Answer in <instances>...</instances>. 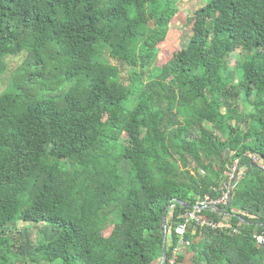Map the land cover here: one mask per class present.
I'll return each instance as SVG.
<instances>
[{
  "label": "trees",
  "instance_id": "1",
  "mask_svg": "<svg viewBox=\"0 0 264 264\" xmlns=\"http://www.w3.org/2000/svg\"><path fill=\"white\" fill-rule=\"evenodd\" d=\"M177 14L175 0H0V73L26 53L0 93V264H157L169 207L167 264L182 215L234 163L229 206L200 213L219 226L190 222L178 263L264 264V170L248 158L264 161V0H207L161 60ZM37 76L71 85L36 99Z\"/></svg>",
  "mask_w": 264,
  "mask_h": 264
},
{
  "label": "rangeland",
  "instance_id": "2",
  "mask_svg": "<svg viewBox=\"0 0 264 264\" xmlns=\"http://www.w3.org/2000/svg\"><path fill=\"white\" fill-rule=\"evenodd\" d=\"M207 0H175V5L177 7V18L172 22L170 26V34L167 42L161 46L160 50V59L163 60L165 58V55L163 52L167 51V49L171 50L178 44L185 45L188 42V39L190 37V31L187 28L182 29V23L185 21V18L188 16H191L195 9L198 7L204 5ZM240 50H237L236 52L232 53L228 59V63L231 68V74L235 78L237 77V70L234 67L236 63V59L238 57ZM245 56V55H244ZM26 57V53L22 52L18 55H10L3 58V61L5 63L3 71L0 73V93L3 91H13L15 88L13 87L14 82H20L19 80H14V75L16 74L19 79H24V76L26 74L25 69H21L23 67V61ZM110 62H113L112 60H108ZM158 62V58H157ZM20 68V69H19ZM19 69V70H18ZM123 76H126V73L123 71ZM13 81V82H12ZM40 78L37 76V80L32 82L28 87H24L25 91L28 94H31L36 99L41 98L44 96H53V97H59L61 96L67 88L71 85V83H66L59 85L58 87H52L51 91H47L45 86H40L39 84ZM239 102L243 105H245L244 101V92H240L239 94ZM243 105L241 106L242 109L244 108ZM123 139H120L122 141ZM22 199L24 200V196H22ZM26 225V224H25ZM28 225V224H27ZM30 225V224H29ZM33 224H31L32 226ZM35 232V230L33 231ZM169 234V229H168ZM35 238H40L39 235L36 233ZM42 237L40 238V240Z\"/></svg>",
  "mask_w": 264,
  "mask_h": 264
},
{
  "label": "built area",
  "instance_id": "3",
  "mask_svg": "<svg viewBox=\"0 0 264 264\" xmlns=\"http://www.w3.org/2000/svg\"><path fill=\"white\" fill-rule=\"evenodd\" d=\"M248 158L255 164H257L261 169L264 170V161L255 153H250L248 155ZM238 163L232 164L226 171L225 174L228 178V183L224 184L221 188V193L217 197H211L209 195H206L203 199L196 201L193 208L186 212L184 215H182L183 220L181 223H179L175 227V233L178 236L177 244L173 247L171 251V255L167 260V264H179L178 263V257L180 254H182L191 244V239H187L185 237V233L187 231V225L190 222H196L199 224H206L212 227L219 226V223L204 218L200 213L201 210L204 208H211V209H219L222 206H228L231 202L232 193H231V182L236 177V174L238 172ZM223 210V208H222ZM256 242L259 245L264 244V236L261 234L255 235ZM166 260V259H165ZM166 262V261H164Z\"/></svg>",
  "mask_w": 264,
  "mask_h": 264
},
{
  "label": "water",
  "instance_id": "4",
  "mask_svg": "<svg viewBox=\"0 0 264 264\" xmlns=\"http://www.w3.org/2000/svg\"><path fill=\"white\" fill-rule=\"evenodd\" d=\"M168 209L169 207H167L166 211L163 213L162 220H161V231L163 232V248H162L161 257L159 258V261L157 264H163L166 259V255H167L166 241H167V234H168V225L166 222V214H167Z\"/></svg>",
  "mask_w": 264,
  "mask_h": 264
},
{
  "label": "crops",
  "instance_id": "5",
  "mask_svg": "<svg viewBox=\"0 0 264 264\" xmlns=\"http://www.w3.org/2000/svg\"><path fill=\"white\" fill-rule=\"evenodd\" d=\"M190 258H191V254H185L184 255V258H183V261L181 262V264H190L191 263Z\"/></svg>",
  "mask_w": 264,
  "mask_h": 264
}]
</instances>
